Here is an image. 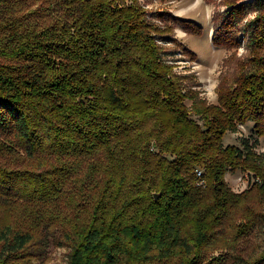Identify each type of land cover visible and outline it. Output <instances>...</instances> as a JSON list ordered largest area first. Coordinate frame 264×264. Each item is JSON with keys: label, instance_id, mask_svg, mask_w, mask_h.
Returning <instances> with one entry per match:
<instances>
[{"label": "trees", "instance_id": "16d2710c", "mask_svg": "<svg viewBox=\"0 0 264 264\" xmlns=\"http://www.w3.org/2000/svg\"><path fill=\"white\" fill-rule=\"evenodd\" d=\"M153 1L0 0V264L51 245L67 264H264V0L217 3L216 103L163 45L201 28ZM237 171L263 184L235 192Z\"/></svg>", "mask_w": 264, "mask_h": 264}, {"label": "rangeland", "instance_id": "374dc122", "mask_svg": "<svg viewBox=\"0 0 264 264\" xmlns=\"http://www.w3.org/2000/svg\"><path fill=\"white\" fill-rule=\"evenodd\" d=\"M221 0H154L147 8L150 12H163L174 17H179L195 22L202 30L201 35H193L187 33L182 27L173 28L172 32H168L169 37H174L177 42L163 44L164 48L171 50L173 55L170 60L175 66L174 70L184 76H191L195 82H199L198 87L201 96L206 98L211 103H216L217 93L216 87L218 78L222 71H227L228 67L224 66V61L231 55V52L216 48L212 43L213 37V22L212 15L217 7V3ZM157 8H161L160 10ZM224 9V7H222ZM256 15V12L250 14L240 25V28L246 30L250 24V19ZM167 18V16H166ZM170 25L171 21H167ZM247 41L244 40L241 47L237 49L238 56H247L246 49ZM187 48L194 53V58L187 53ZM253 123L248 122L245 125H240L235 133H228L224 137L225 145H239L241 139L254 140ZM259 145L257 152L264 153V137L258 139ZM246 171H237L226 175V182L229 187L235 192H241L251 188L254 184H263L261 178L260 183H256L252 176L247 175ZM256 176V175H255ZM257 177V176H256ZM261 234L255 230L249 240L241 247L242 254L251 253L260 242ZM223 264H237L226 252L223 253ZM67 251L63 248H57L51 245L46 253V256L37 264H67Z\"/></svg>", "mask_w": 264, "mask_h": 264}, {"label": "built area", "instance_id": "2783aa9c", "mask_svg": "<svg viewBox=\"0 0 264 264\" xmlns=\"http://www.w3.org/2000/svg\"><path fill=\"white\" fill-rule=\"evenodd\" d=\"M247 173H248L247 175L252 176V179L254 181H256V183H260L261 182V180L259 179V177H256L253 173H251V172H247ZM197 175L200 176L201 175V172L198 171L197 172ZM199 184H202V182H200Z\"/></svg>", "mask_w": 264, "mask_h": 264}, {"label": "water", "instance_id": "95a60500", "mask_svg": "<svg viewBox=\"0 0 264 264\" xmlns=\"http://www.w3.org/2000/svg\"><path fill=\"white\" fill-rule=\"evenodd\" d=\"M156 197H157V195H156Z\"/></svg>", "mask_w": 264, "mask_h": 264}]
</instances>
